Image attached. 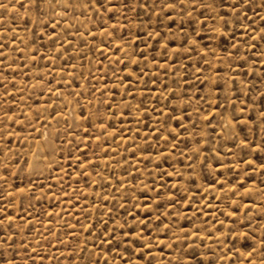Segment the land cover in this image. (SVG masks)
Masks as SVG:
<instances>
[{
  "label": "rangeland",
  "instance_id": "374dc122",
  "mask_svg": "<svg viewBox=\"0 0 264 264\" xmlns=\"http://www.w3.org/2000/svg\"><path fill=\"white\" fill-rule=\"evenodd\" d=\"M0 264H264V0H0Z\"/></svg>",
  "mask_w": 264,
  "mask_h": 264
},
{
  "label": "snow or ice",
  "instance_id": "6c2138e0",
  "mask_svg": "<svg viewBox=\"0 0 264 264\" xmlns=\"http://www.w3.org/2000/svg\"><path fill=\"white\" fill-rule=\"evenodd\" d=\"M100 3H103V0H99ZM226 7H228V5H225ZM2 7H6V5L2 6Z\"/></svg>",
  "mask_w": 264,
  "mask_h": 264
},
{
  "label": "bare ground",
  "instance_id": "6f19581e",
  "mask_svg": "<svg viewBox=\"0 0 264 264\" xmlns=\"http://www.w3.org/2000/svg\"><path fill=\"white\" fill-rule=\"evenodd\" d=\"M66 23V22H65ZM79 33V32H78ZM87 33V32H86ZM66 104V103H65ZM231 126V125H230Z\"/></svg>",
  "mask_w": 264,
  "mask_h": 264
}]
</instances>
